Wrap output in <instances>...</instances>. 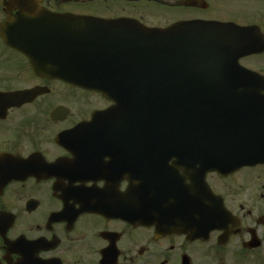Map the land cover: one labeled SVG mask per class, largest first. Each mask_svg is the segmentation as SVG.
Instances as JSON below:
<instances>
[{
  "label": "flooded vegetation",
  "instance_id": "af4514ba",
  "mask_svg": "<svg viewBox=\"0 0 264 264\" xmlns=\"http://www.w3.org/2000/svg\"><path fill=\"white\" fill-rule=\"evenodd\" d=\"M22 2L0 0V264H264V102L239 110L264 87L208 89L240 93L231 121L248 133L234 151L225 140L218 150L195 144L207 135L162 134L161 110L140 98L145 87L131 94L122 80L103 94L36 74L13 49ZM36 4L149 29L251 30L255 50L238 64L264 78V0Z\"/></svg>",
  "mask_w": 264,
  "mask_h": 264
},
{
  "label": "water",
  "instance_id": "95a60500",
  "mask_svg": "<svg viewBox=\"0 0 264 264\" xmlns=\"http://www.w3.org/2000/svg\"><path fill=\"white\" fill-rule=\"evenodd\" d=\"M28 1L21 3L23 7L13 17V49L27 56L36 74L108 94L122 80L130 86L131 94L139 93L132 91L134 87H145L140 98L144 96L147 103L161 110L162 134L207 135L204 140L194 138V142L209 143L211 150L220 149L221 140H225V149L234 151L238 136L248 133L231 121L237 106L230 105H236L240 93L208 89L264 87V78L238 64L240 57L255 50L248 41L251 30L212 23L149 29L132 20L51 13L41 9L36 0ZM228 35L234 40L223 39ZM5 38L10 45V37ZM251 93L252 98L239 105L240 112L250 101L264 102V92ZM171 111L174 120H170ZM244 117L251 125L248 108Z\"/></svg>",
  "mask_w": 264,
  "mask_h": 264
}]
</instances>
